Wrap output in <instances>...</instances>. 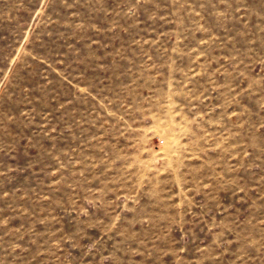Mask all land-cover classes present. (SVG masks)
<instances>
[{"label": "rangeland", "instance_id": "rangeland-1", "mask_svg": "<svg viewBox=\"0 0 264 264\" xmlns=\"http://www.w3.org/2000/svg\"><path fill=\"white\" fill-rule=\"evenodd\" d=\"M0 264H264V0H0Z\"/></svg>", "mask_w": 264, "mask_h": 264}]
</instances>
